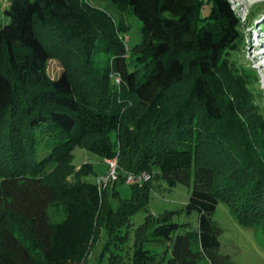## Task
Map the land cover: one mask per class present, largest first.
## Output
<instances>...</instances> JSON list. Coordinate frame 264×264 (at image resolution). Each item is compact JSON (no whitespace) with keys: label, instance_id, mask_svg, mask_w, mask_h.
<instances>
[{"label":"trees","instance_id":"obj_1","mask_svg":"<svg viewBox=\"0 0 264 264\" xmlns=\"http://www.w3.org/2000/svg\"><path fill=\"white\" fill-rule=\"evenodd\" d=\"M6 1L0 264H83L101 229L125 238L121 229L150 182L128 184L125 198L113 184V202L108 185L82 180L93 168L72 164L76 147L116 157L113 182L146 171L169 187L191 186L182 210L196 212L197 228L172 221L175 211L147 217L131 264H231L213 218L222 201L264 238V117L245 78L226 70L243 29L233 3L110 0L141 22L140 42L128 47L127 26L104 10L84 11L81 0ZM50 60L61 66L57 76ZM148 239L168 243L169 257L145 248Z\"/></svg>","mask_w":264,"mask_h":264},{"label":"rangeland","instance_id":"obj_2","mask_svg":"<svg viewBox=\"0 0 264 264\" xmlns=\"http://www.w3.org/2000/svg\"><path fill=\"white\" fill-rule=\"evenodd\" d=\"M229 1L233 3L234 9L243 21V29L237 53L230 57V67L226 70L229 72L233 69L234 73H239L245 78L253 93L254 102L261 116L264 117V0ZM6 2V0H0L1 23L8 21L1 12ZM81 7L84 11L89 8L104 10L112 14L117 23L120 22L127 26L122 36L128 47L140 42L141 22L128 12L120 13L110 0H81ZM47 70L49 75L57 76L61 71V66L57 60H50L47 64ZM261 129L264 131V123H262ZM84 162L91 163L93 168L91 173L82 176L84 181L97 183L98 179L108 171L106 163L98 155L83 147H76L73 151L72 164L78 167ZM147 182H150L151 189L147 194L145 203L129 217L121 229L122 235H125L123 241L120 242L117 238L110 239L106 230L101 229L95 237L83 264H131L130 257L138 237L137 233L146 222L147 217L156 218L165 212L175 211L172 221L187 223L191 229L197 228L196 212L186 214L182 210L188 201L191 186L177 183L175 186L169 187L163 180H156L151 177L144 183ZM113 184L117 190L116 196L119 198L131 195L130 185L118 181L111 182L108 184V192L113 202L117 201L116 198L111 197ZM52 216L57 221L63 219V216L58 213H53ZM213 218L222 228L219 236V251L229 256L231 264H264V238H262L259 229L241 225L233 217L229 205L223 201L217 204ZM143 233L140 239L146 235L145 232ZM107 242L110 243L106 250ZM143 243L145 248L160 254L165 250L166 258L170 255L168 243L149 239ZM160 264H164V262Z\"/></svg>","mask_w":264,"mask_h":264},{"label":"built area","instance_id":"obj_3","mask_svg":"<svg viewBox=\"0 0 264 264\" xmlns=\"http://www.w3.org/2000/svg\"><path fill=\"white\" fill-rule=\"evenodd\" d=\"M115 81L119 82L118 76H115ZM104 162L107 165L108 171L97 181V185L100 190L106 187L109 183L117 179V168H118L117 158L116 157L107 158V159H104ZM150 177H151L150 174L146 171L139 172V173L125 172L124 182L127 184L141 185L145 181H147Z\"/></svg>","mask_w":264,"mask_h":264}]
</instances>
